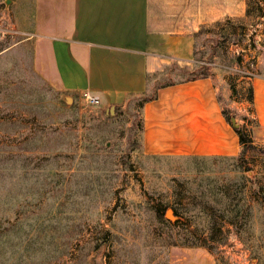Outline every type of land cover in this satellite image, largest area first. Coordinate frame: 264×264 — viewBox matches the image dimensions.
Instances as JSON below:
<instances>
[{
    "label": "rangeland",
    "instance_id": "374dc122",
    "mask_svg": "<svg viewBox=\"0 0 264 264\" xmlns=\"http://www.w3.org/2000/svg\"><path fill=\"white\" fill-rule=\"evenodd\" d=\"M68 2L0 0V264H264V142L254 138L252 82L264 76V0H247L244 18L202 26L192 65L150 77V97L211 78L252 141L234 158L149 155L142 97L114 111L86 107L37 75L15 45ZM13 149L27 153L7 156Z\"/></svg>",
    "mask_w": 264,
    "mask_h": 264
},
{
    "label": "crops",
    "instance_id": "0c3cea01",
    "mask_svg": "<svg viewBox=\"0 0 264 264\" xmlns=\"http://www.w3.org/2000/svg\"><path fill=\"white\" fill-rule=\"evenodd\" d=\"M246 3L69 0L44 20V31L15 47L30 53L34 72L62 97L79 102L81 93H89L99 98V109L108 110L124 105L130 97L148 95L150 77L171 64L192 65L200 28L244 18ZM252 82L260 122L254 138L264 142V76H255ZM155 95L142 108V148L147 154L239 155V137L223 116L211 78L163 86Z\"/></svg>",
    "mask_w": 264,
    "mask_h": 264
},
{
    "label": "trees",
    "instance_id": "16d2710c",
    "mask_svg": "<svg viewBox=\"0 0 264 264\" xmlns=\"http://www.w3.org/2000/svg\"><path fill=\"white\" fill-rule=\"evenodd\" d=\"M227 22H229V21H227ZM216 25H222V23H217ZM197 34H198V33H197ZM199 78H208V76L205 75V74H203V76H201V77H199ZM195 79H198V78H192V79H188V80H195ZM231 88L233 89L234 86L232 85ZM250 92H252V87H250ZM154 98H156V95H154V96H152V97H150L149 95H145V96L142 97V99H143V100H142V104L144 105L146 102H148V101H150V100H153ZM249 102H250V103H253V95H252V93L250 94ZM222 113H223V116H224V118L226 119V121H227L230 125H232V127H233L234 130L236 131V133H237V135H238V137H239L240 145H241V146H247V145L251 146L252 141H250V140L247 138V135H245V134L243 133L242 128H240L238 125H237L238 127H235V126L233 125V123H232V118L230 117V113H229V111L226 110V109H224V108H222ZM15 150H17V154H18V155H20V154L23 155L24 153H27L26 150H25V151H22V150H20V149H13V150L8 151L9 153L7 154V156L12 155V154L14 153ZM18 151H19V153H18ZM242 151H243V150H242ZM14 154H15V153H14Z\"/></svg>",
    "mask_w": 264,
    "mask_h": 264
},
{
    "label": "built area",
    "instance_id": "2783aa9c",
    "mask_svg": "<svg viewBox=\"0 0 264 264\" xmlns=\"http://www.w3.org/2000/svg\"><path fill=\"white\" fill-rule=\"evenodd\" d=\"M79 101L82 106L86 107H97L100 104L99 98L89 93H81Z\"/></svg>",
    "mask_w": 264,
    "mask_h": 264
},
{
    "label": "water",
    "instance_id": "95a60500",
    "mask_svg": "<svg viewBox=\"0 0 264 264\" xmlns=\"http://www.w3.org/2000/svg\"><path fill=\"white\" fill-rule=\"evenodd\" d=\"M67 102L71 103V102H72V99L68 97V98H67ZM111 111H114V107L111 109ZM232 123H233V125H234L235 127H238V126L236 125L234 119H232ZM166 217H167V219H169L170 221H175V220H176V216L174 215V212H173V210H171V209L168 210V212H167V214H166Z\"/></svg>",
    "mask_w": 264,
    "mask_h": 264
}]
</instances>
